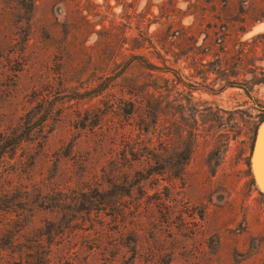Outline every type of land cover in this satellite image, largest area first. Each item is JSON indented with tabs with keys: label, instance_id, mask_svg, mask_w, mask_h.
<instances>
[{
	"label": "rangeland",
	"instance_id": "1",
	"mask_svg": "<svg viewBox=\"0 0 264 264\" xmlns=\"http://www.w3.org/2000/svg\"><path fill=\"white\" fill-rule=\"evenodd\" d=\"M263 110L264 0H0V264H264Z\"/></svg>",
	"mask_w": 264,
	"mask_h": 264
},
{
	"label": "water",
	"instance_id": "2",
	"mask_svg": "<svg viewBox=\"0 0 264 264\" xmlns=\"http://www.w3.org/2000/svg\"><path fill=\"white\" fill-rule=\"evenodd\" d=\"M252 166L255 180L264 192V120L256 129L252 145Z\"/></svg>",
	"mask_w": 264,
	"mask_h": 264
},
{
	"label": "trees",
	"instance_id": "3",
	"mask_svg": "<svg viewBox=\"0 0 264 264\" xmlns=\"http://www.w3.org/2000/svg\"><path fill=\"white\" fill-rule=\"evenodd\" d=\"M263 113H264V110H263ZM264 116V115H263ZM256 131V130H255ZM1 145H2V143H1ZM1 145H0V161H1V159H2V157H3V153H4V149H3V147H1ZM2 146H5V145H2ZM251 163V162H250ZM260 193H262L263 195H264V193L260 190Z\"/></svg>",
	"mask_w": 264,
	"mask_h": 264
}]
</instances>
